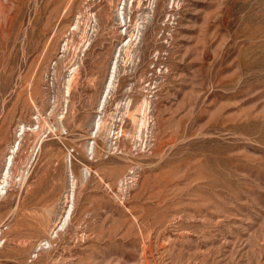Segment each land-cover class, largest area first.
I'll return each mask as SVG.
<instances>
[{"label": "rangeland", "instance_id": "374dc122", "mask_svg": "<svg viewBox=\"0 0 264 264\" xmlns=\"http://www.w3.org/2000/svg\"><path fill=\"white\" fill-rule=\"evenodd\" d=\"M0 264H264V0H0Z\"/></svg>", "mask_w": 264, "mask_h": 264}, {"label": "bare ground", "instance_id": "6f19581e", "mask_svg": "<svg viewBox=\"0 0 264 264\" xmlns=\"http://www.w3.org/2000/svg\"><path fill=\"white\" fill-rule=\"evenodd\" d=\"M78 26V25H77Z\"/></svg>", "mask_w": 264, "mask_h": 264}]
</instances>
